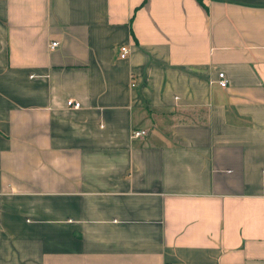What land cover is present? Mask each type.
<instances>
[{
    "label": "crops",
    "instance_id": "obj_1",
    "mask_svg": "<svg viewBox=\"0 0 264 264\" xmlns=\"http://www.w3.org/2000/svg\"><path fill=\"white\" fill-rule=\"evenodd\" d=\"M0 264H264V0H0Z\"/></svg>",
    "mask_w": 264,
    "mask_h": 264
},
{
    "label": "built area",
    "instance_id": "obj_2",
    "mask_svg": "<svg viewBox=\"0 0 264 264\" xmlns=\"http://www.w3.org/2000/svg\"><path fill=\"white\" fill-rule=\"evenodd\" d=\"M59 43L58 40H54L51 44L50 47L54 48V46H56ZM130 47L128 45L122 44L119 48L120 51V56L121 57H127L128 53L130 52ZM218 77H219V83L222 86H227L229 83V78L228 76H226V73L224 71H219L218 72ZM74 106V107H80L81 106V101L79 99H76L74 96H70V98H68L67 100V106ZM148 132L147 128H134L132 130L131 135L133 137H139V136H143L144 134H146Z\"/></svg>",
    "mask_w": 264,
    "mask_h": 264
},
{
    "label": "trees",
    "instance_id": "obj_3",
    "mask_svg": "<svg viewBox=\"0 0 264 264\" xmlns=\"http://www.w3.org/2000/svg\"><path fill=\"white\" fill-rule=\"evenodd\" d=\"M201 1V0H200Z\"/></svg>",
    "mask_w": 264,
    "mask_h": 264
}]
</instances>
